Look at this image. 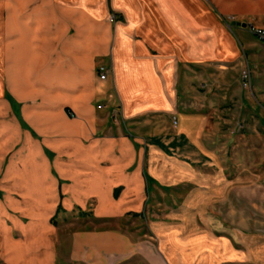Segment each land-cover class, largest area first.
<instances>
[{
	"label": "crops",
	"instance_id": "1",
	"mask_svg": "<svg viewBox=\"0 0 264 264\" xmlns=\"http://www.w3.org/2000/svg\"><path fill=\"white\" fill-rule=\"evenodd\" d=\"M45 1L50 3L47 11ZM25 2L0 0L5 31L0 42V114L11 111L15 118L0 122V147L8 148L19 135L24 143L20 167L12 164L7 174L21 194L11 197L22 198L24 207L3 202L0 190V233L7 232L5 240L0 236V252L4 245L10 250L20 243L21 259L7 255L15 264H48L52 253L44 231L55 228L49 215L59 210L52 198L60 201L63 196V210L81 208L91 199L97 214L133 213L147 195L142 149L150 150L154 173L158 156L173 158L163 165L173 172L166 179L172 187L175 179L181 182L179 174L184 178L193 174L194 165H206L170 155L197 149L186 134L197 132L200 116L194 114L197 108L190 97H201V128L211 116L231 118L235 111L236 118L238 109H244L251 117L264 111V41L249 29L251 24L264 28V0H42L35 14L25 12ZM113 14L116 20L110 21ZM46 17L55 22L53 28H42ZM31 22L38 24L33 32L28 29ZM247 63L250 89L243 88L240 77ZM101 66L108 69L105 79ZM186 107L195 111L189 114ZM159 117L167 123L159 124ZM171 117L177 118L176 126ZM143 126L150 128L144 137L139 131ZM174 129L179 136L172 135ZM149 176L158 186L160 180ZM187 195L201 198V187ZM183 207L201 212L200 204ZM17 210L39 216L37 223L26 225L38 231V253L30 251L35 246L32 234L26 246L15 237V223L24 232ZM218 211L214 206L212 212ZM178 229L171 228L162 242L120 228L75 229L69 233L70 261L191 263L201 239L185 243ZM185 245L188 250L176 252Z\"/></svg>",
	"mask_w": 264,
	"mask_h": 264
},
{
	"label": "rangeland",
	"instance_id": "2",
	"mask_svg": "<svg viewBox=\"0 0 264 264\" xmlns=\"http://www.w3.org/2000/svg\"><path fill=\"white\" fill-rule=\"evenodd\" d=\"M41 1L26 0L25 12L35 14L38 7L36 4L42 3ZM49 4L48 1H45L44 11L49 9ZM44 22H42V28L49 27L51 29L55 24L51 17H46ZM1 24L4 27V23ZM1 24L0 42H3L5 31ZM31 24L28 29L33 32L34 29L38 28V24L36 22H31ZM33 24L34 26L36 24V26L32 27ZM31 40L36 42L37 39ZM34 49V47L31 48V50ZM36 66L37 63L34 68ZM31 72L36 73V70H31ZM190 99L195 101L193 105L197 108L194 114L198 113L200 116L199 121L195 122L198 126L196 127L197 132L187 131L186 134L189 143L194 144L197 149L185 151V148H183L180 152L177 150L170 151V155L187 157L195 164L205 162L206 165H194L193 176L188 173L182 178V175L179 174L177 177H179V180L182 179L181 182L175 179V186L172 187L166 179H169L173 172L166 171L163 165L172 162L173 158L167 155L158 156L156 158L158 172L154 173L150 166V150L143 152L142 149L140 164L146 169L147 195L142 198L144 200L142 207L133 213L97 214L93 211L94 200L91 199L88 204H84L81 208L74 207L73 209L63 210V196L60 201L59 198H52L53 204L57 205L59 210L51 215L48 214L51 217V224L55 228L44 231L46 233L45 238L49 242L48 247L53 255L50 254L48 264H74L71 263L69 255V233L75 229L90 227L125 229L127 232L142 236L143 239L153 241L161 239V242L163 238H166L164 236L172 231L171 228H179L177 234L184 237L185 243H195L188 242L189 239L194 237L201 239V244L194 247L200 248V252L196 254L195 260L188 264H204V261H210L209 264H214L213 259L218 260L215 264H227L225 262L228 260L235 264H247L248 261L253 264H264V111H259V116L254 114L251 117L244 109H238L241 110L239 112L241 115L236 118L232 117L236 113L235 111L232 112L231 118L229 116H211L208 118L206 126L202 127L203 131L201 132V97H190ZM32 100L30 101L31 105L34 103ZM262 106L264 107V105ZM186 108L189 114L192 113L191 111H195L194 108ZM7 114L4 115V112H1L0 122L5 119L15 122L12 112L9 111ZM69 116L72 117L70 114ZM170 120L176 126L174 117H171ZM158 122L159 124L162 122L167 123L162 117L158 118ZM140 130L143 137L150 133L149 127L143 126ZM172 132V135L179 136L176 129ZM136 135L139 136V134ZM141 143H144L143 139ZM7 145L9 149L0 147L2 201L8 202L9 205L14 207H24L22 206V202H24L22 198L16 197L15 200L14 197H11L13 194L21 196L16 190L17 182L7 178L12 164L17 163L18 167L21 165L18 159L23 152V135H19L17 140H12ZM203 147L209 148V151L202 150ZM204 155L206 159L203 158ZM150 174L160 180L158 186L153 185ZM174 175L176 178V173ZM185 181H190L189 185L182 186L183 183H186ZM151 184L155 187L154 191L150 188ZM197 186L201 187V198H187L189 191L193 192ZM163 187L166 189H163ZM148 192L150 195H148ZM203 192H205V196H203ZM14 200L19 203L15 204ZM55 200L56 203H54ZM199 204L201 205L200 213H191L183 207V205ZM214 206L219 210L217 213L212 212ZM204 208L206 209L205 212H203ZM208 208H210V211ZM17 213V216L24 220L22 224L24 232L21 233L19 231L20 224L15 223V237L18 240L21 238V244L23 243L26 246L29 244L32 234L31 241L35 246L33 248L30 246V251L35 254L39 251L42 242L37 243V229L30 228L27 230L26 225L32 222L37 223L39 216L32 212L28 213L27 210H17ZM157 225L161 226L159 232L156 230ZM0 236L5 240L7 232L0 233ZM189 247L185 245L183 249L179 248L176 252L184 251V249L188 250ZM1 248L0 264H15L7 255L19 259L23 255L20 243L15 244L10 250L5 245ZM176 252L174 251V253ZM30 257L38 258L40 256L31 255ZM207 262L206 264H208Z\"/></svg>",
	"mask_w": 264,
	"mask_h": 264
},
{
	"label": "built area",
	"instance_id": "3",
	"mask_svg": "<svg viewBox=\"0 0 264 264\" xmlns=\"http://www.w3.org/2000/svg\"><path fill=\"white\" fill-rule=\"evenodd\" d=\"M231 20H233V17H230ZM111 21L116 20V15L113 14L110 17ZM249 29L251 33L256 36L259 40L264 41V28L257 27L255 25H249ZM108 69L105 66L100 67V76L102 79H105L107 77ZM241 81H242V86L244 88H250L252 84V71L250 65L247 63L246 66L242 69L241 71ZM72 117H75V114L73 112L70 113ZM177 118L174 117V123L177 125Z\"/></svg>",
	"mask_w": 264,
	"mask_h": 264
}]
</instances>
